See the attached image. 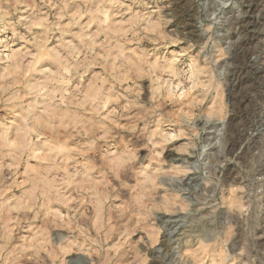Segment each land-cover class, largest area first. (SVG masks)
Here are the masks:
<instances>
[{
    "label": "clouds",
    "instance_id": "obj_1",
    "mask_svg": "<svg viewBox=\"0 0 264 264\" xmlns=\"http://www.w3.org/2000/svg\"><path fill=\"white\" fill-rule=\"evenodd\" d=\"M257 50L264 0H0V264H264Z\"/></svg>",
    "mask_w": 264,
    "mask_h": 264
},
{
    "label": "rangeland",
    "instance_id": "obj_2",
    "mask_svg": "<svg viewBox=\"0 0 264 264\" xmlns=\"http://www.w3.org/2000/svg\"><path fill=\"white\" fill-rule=\"evenodd\" d=\"M256 9H253L255 13ZM257 37L252 36L249 43H255ZM249 61L253 65V70L260 69L261 73H264V53L257 50L249 56ZM248 81H241V85ZM243 118V116L239 117ZM236 119L234 118L232 124L235 125ZM260 135H264V126L260 128ZM224 144L221 140L219 130L216 127L209 126L202 135V141L199 147V157L191 161L193 166H200L207 164L209 170H215L219 166V162L224 158ZM172 227L182 228L179 221L173 223Z\"/></svg>",
    "mask_w": 264,
    "mask_h": 264
}]
</instances>
